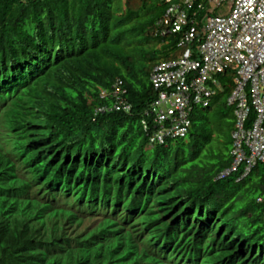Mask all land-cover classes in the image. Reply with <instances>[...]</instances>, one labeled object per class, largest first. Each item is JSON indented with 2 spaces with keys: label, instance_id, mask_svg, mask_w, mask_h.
I'll list each match as a JSON object with an SVG mask.
<instances>
[{
  "label": "trees",
  "instance_id": "16d2710c",
  "mask_svg": "<svg viewBox=\"0 0 264 264\" xmlns=\"http://www.w3.org/2000/svg\"><path fill=\"white\" fill-rule=\"evenodd\" d=\"M168 6L165 0H0V82L12 78L4 69L22 65L25 81L5 103L38 114L45 140L66 156L104 154L91 165L95 199L107 195V189L119 196L146 185L152 204L183 206L187 216L199 214L205 226L218 229L210 238L218 252L206 264L227 258L229 264H264V164L258 162L240 182L242 169L214 180L232 162L234 119L226 105L230 89L224 76L219 77L224 91L207 109L193 111L185 139L167 137L150 148L151 131L141 127L156 98L152 70L174 62L187 48H177L179 35L164 33ZM117 91L131 106L130 114H96L114 104ZM147 172L157 175L150 179ZM98 181L105 185L100 190ZM59 215L54 213V219ZM76 219L45 221L43 213L32 212L19 217L0 205V264H149L147 253L140 263L130 260L128 245L112 240L103 224L73 239L75 233L67 228L79 225ZM150 219L145 215L143 220Z\"/></svg>",
  "mask_w": 264,
  "mask_h": 264
},
{
  "label": "clouds",
  "instance_id": "9594fccd",
  "mask_svg": "<svg viewBox=\"0 0 264 264\" xmlns=\"http://www.w3.org/2000/svg\"><path fill=\"white\" fill-rule=\"evenodd\" d=\"M3 71L13 74L9 80L0 82V205L9 206L10 209L17 211L19 217L25 213L32 212L35 216L43 213L45 221H62L64 224L65 221L68 222L69 216L77 217L75 221H79L80 224L73 223L67 228L68 234L75 233L73 239L86 236L90 231L102 227L103 224L107 228V232L111 231L112 240H117L119 244L128 245L127 254L132 256L127 255V257L136 263H140L143 253H147L150 259L149 264H189L192 259H195L193 264H206L211 255L218 252V246L213 240H210L215 234L212 231L218 230L214 225H211L212 223L205 226L199 214V218L194 215L187 216V210L183 206L169 205L164 208H160L156 204L155 206L149 197L150 194L143 197V194L147 193L146 185L142 190L136 188L125 194L121 193L119 196L107 189V195L105 194L101 198L104 202L101 199H98L99 202H97L95 198L98 195H93L89 184L93 168L91 165L96 164L100 160L98 158L104 154L90 151L86 154H79L80 157L74 154L66 156L67 154L62 149L59 150L58 146L53 148L50 142L45 140L38 114L24 110L13 111L15 107H9L5 103L24 86L25 81L21 83L23 65ZM220 75L224 76V84L230 89L226 105L232 110L235 128L234 109L227 103L232 90L231 79L228 74ZM220 75L215 78L218 83L217 87H211V90L215 91V95L211 97L207 106L193 107L188 117L189 126L183 134L176 129L175 122L167 114L168 107L155 105V102L158 101L159 92L153 88L156 98L145 113L147 119L141 120L143 130L145 132L151 131L150 148L155 143L161 144L167 137L175 138L178 141L185 139L191 128L193 111L196 108L207 109L212 101L224 91L219 80ZM29 80L26 82L30 83ZM151 86L153 87L152 83ZM118 93L119 91L113 94L112 98L115 102L110 108H99L96 110V114L105 112L130 114L131 106L122 101ZM104 97L105 95L101 94V99ZM159 112H162L165 117L162 122L158 121ZM232 151L233 141L230 151L232 162L229 167L216 175L215 181L226 180L238 174L241 169L242 174L236 182L245 178H242L244 166H240L235 173H231L225 178H219L221 173L230 169L233 164ZM77 159L81 161L79 164L76 163ZM82 163L90 168H84ZM105 165L107 164L103 162L102 166ZM85 169L88 172L83 174ZM125 171L129 172L130 169L127 168ZM68 172H70V176ZM147 174H149L147 177L150 179L157 175L155 172H147ZM79 175L82 176L77 182ZM66 181L67 187L65 189L64 183ZM97 183L98 190L105 186L100 181ZM117 199L119 210L114 206ZM135 209H138V213L132 215ZM56 212H59L60 215L54 219ZM151 212L155 215H152ZM145 215L151 216V219L143 220ZM153 217H157V219L153 220ZM107 232L105 231L103 235L106 236ZM240 246L243 247L245 244L242 243ZM238 252L234 258L240 255ZM261 253L264 256L263 248H261ZM128 258H126V263ZM243 258L247 259L244 255ZM219 264H229V258L220 260Z\"/></svg>",
  "mask_w": 264,
  "mask_h": 264
},
{
  "label": "built area",
  "instance_id": "2783aa9c",
  "mask_svg": "<svg viewBox=\"0 0 264 264\" xmlns=\"http://www.w3.org/2000/svg\"><path fill=\"white\" fill-rule=\"evenodd\" d=\"M165 34L179 35L187 49L171 63L154 68L150 81L167 106L176 129L186 132L193 107L207 106L217 75L228 74L234 109L233 164L225 178L244 166L242 178L264 164V0H165ZM212 4L215 10L207 9ZM201 18V20H199ZM165 120L159 112L158 121Z\"/></svg>",
  "mask_w": 264,
  "mask_h": 264
},
{
  "label": "rangeland",
  "instance_id": "374dc122",
  "mask_svg": "<svg viewBox=\"0 0 264 264\" xmlns=\"http://www.w3.org/2000/svg\"><path fill=\"white\" fill-rule=\"evenodd\" d=\"M207 5V9H211L212 11L213 10H215V7H214V5H210V4H206ZM199 20H201V18H199ZM177 143H178V141L177 142H173L172 143V147L175 149L176 147H177ZM174 149H171L173 152H171V154L173 155V153H174ZM216 152H218V151H216ZM212 162V161H211ZM216 161H214V163H215ZM213 163V162H212Z\"/></svg>",
  "mask_w": 264,
  "mask_h": 264
},
{
  "label": "bare ground",
  "instance_id": "6f19581e",
  "mask_svg": "<svg viewBox=\"0 0 264 264\" xmlns=\"http://www.w3.org/2000/svg\"><path fill=\"white\" fill-rule=\"evenodd\" d=\"M38 67H39V66H38ZM28 74H29V73H28ZM15 110H17V108H16ZM64 184H66V183H64ZM145 195H147L146 192L143 194V197H145ZM57 201H58V200H57ZM57 201H56V202H57ZM97 202H99L98 199H97ZM109 202H110V201H109ZM141 208H142V207H141ZM137 213H138V209H135V210L132 212V215H136ZM133 218H135V217L133 216ZM194 260H195V259H192V260L189 262V264H193V263H194Z\"/></svg>",
  "mask_w": 264,
  "mask_h": 264
}]
</instances>
